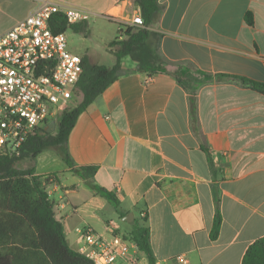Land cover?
Instances as JSON below:
<instances>
[{"label":"crops","instance_id":"0c3cea01","mask_svg":"<svg viewBox=\"0 0 264 264\" xmlns=\"http://www.w3.org/2000/svg\"><path fill=\"white\" fill-rule=\"evenodd\" d=\"M54 3L83 8L87 21L113 24L118 35L138 8L135 0H0V34ZM159 3L149 29L160 34L167 73L128 72L135 62L123 58L125 71L77 117L70 164L45 150L26 169L41 176L75 250L83 228L128 234L147 214L155 263L184 254L191 264H241L264 236V93L221 75L264 83V0ZM81 166L97 170L85 179L74 171ZM216 204L221 225L212 239Z\"/></svg>","mask_w":264,"mask_h":264},{"label":"trees","instance_id":"16d2710c","mask_svg":"<svg viewBox=\"0 0 264 264\" xmlns=\"http://www.w3.org/2000/svg\"><path fill=\"white\" fill-rule=\"evenodd\" d=\"M135 1L143 25H126L125 38H115L107 44L114 58L111 65L94 63L87 53L80 55L82 73L76 87L82 95L81 101L72 108L66 107L57 119L31 134L18 156L0 155V264H95L67 243L63 225L55 217L54 201L42 185L41 176L35 175L32 169L18 168L16 163L24 157L35 160L43 151L54 149L70 164L67 158L69 133L79 114L124 72L121 66L123 58L130 57L135 62V67L128 72H145L149 75L167 73V63L157 52L160 34L149 29L160 14L159 0ZM245 20L252 22L250 13L245 15ZM88 26L87 20L69 24L61 12H54L50 19V27L55 33L70 29L88 35ZM221 76L239 80L242 84L264 93V83L239 76ZM207 153L210 167L213 168L208 150ZM96 170L97 166H81L74 171L88 179L93 177ZM48 177L46 181L49 180ZM103 194L122 216L116 196L108 191ZM147 221V214L141 216L140 220L135 219L130 232L123 236L136 244L149 264H154ZM220 225L221 215L216 204L212 239L217 236ZM241 264H264V236L248 246Z\"/></svg>","mask_w":264,"mask_h":264},{"label":"built area","instance_id":"2783aa9c","mask_svg":"<svg viewBox=\"0 0 264 264\" xmlns=\"http://www.w3.org/2000/svg\"><path fill=\"white\" fill-rule=\"evenodd\" d=\"M54 12L69 24L87 20L88 11L48 4L29 13L0 34V155H19L29 136L69 106L82 73L81 56L68 48L65 32L50 27ZM126 25L142 26L140 10ZM106 237L90 227L81 230L77 251L95 264H137L136 244L108 228ZM191 264L184 254L163 263Z\"/></svg>","mask_w":264,"mask_h":264},{"label":"rangeland","instance_id":"374dc122","mask_svg":"<svg viewBox=\"0 0 264 264\" xmlns=\"http://www.w3.org/2000/svg\"><path fill=\"white\" fill-rule=\"evenodd\" d=\"M3 18L5 17L2 16L0 18V23L4 22ZM88 25V35L76 33L70 29L65 31L68 48L72 52L77 53L81 56H83L84 53L89 54L90 60L94 63L111 65L114 60L113 57L109 55L110 52L108 50L107 42L116 36V38H118L119 40L125 38L124 30L126 29V24L120 23L121 33H119V35L117 34V27L113 24H109L106 21L99 22L95 21L94 19H90L88 21ZM131 63L132 59L130 57H125L123 59V64L129 65ZM122 71L125 70L122 68ZM81 99V93L78 90L75 91L68 107H74L81 101ZM58 115L59 113L56 114L55 119H57ZM46 152V154H49L50 152L55 154L58 153L54 149H49ZM31 161L33 160L30 157H24L16 163V166L20 169H26L30 166ZM114 219L116 220L117 218L114 217Z\"/></svg>","mask_w":264,"mask_h":264},{"label":"water","instance_id":"95a60500","mask_svg":"<svg viewBox=\"0 0 264 264\" xmlns=\"http://www.w3.org/2000/svg\"><path fill=\"white\" fill-rule=\"evenodd\" d=\"M132 218H133L132 213H129V214H127V215L124 217V219H125L126 221H131Z\"/></svg>","mask_w":264,"mask_h":264}]
</instances>
